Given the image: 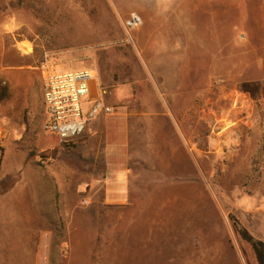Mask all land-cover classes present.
I'll use <instances>...</instances> for the list:
<instances>
[{
  "label": "rangeland",
  "instance_id": "rangeland-1",
  "mask_svg": "<svg viewBox=\"0 0 264 264\" xmlns=\"http://www.w3.org/2000/svg\"><path fill=\"white\" fill-rule=\"evenodd\" d=\"M46 68L162 121L129 203L42 129ZM238 226L264 240V0H0V264H256Z\"/></svg>",
  "mask_w": 264,
  "mask_h": 264
},
{
  "label": "crops",
  "instance_id": "crops-1",
  "mask_svg": "<svg viewBox=\"0 0 264 264\" xmlns=\"http://www.w3.org/2000/svg\"><path fill=\"white\" fill-rule=\"evenodd\" d=\"M119 107L123 110L90 120L76 145L82 151L102 154L104 170L100 176L92 177V180L101 181L102 201L110 205L129 203L133 184L139 180L140 167H150V180L155 181L154 170L160 163L157 162L154 135L157 130L164 128L162 121L157 118L150 117L152 119L148 121L140 119L146 112L129 114L124 112L123 105ZM128 115L135 117L134 121L129 122L123 118ZM177 127L183 138L181 128ZM146 136L147 141L144 140ZM95 140L98 146L93 144Z\"/></svg>",
  "mask_w": 264,
  "mask_h": 264
},
{
  "label": "built area",
  "instance_id": "built-area-1",
  "mask_svg": "<svg viewBox=\"0 0 264 264\" xmlns=\"http://www.w3.org/2000/svg\"><path fill=\"white\" fill-rule=\"evenodd\" d=\"M140 23V16L132 12L124 26L131 31ZM107 93L105 87L95 83V73L88 68L64 71L46 68L42 75L45 111L42 129L59 142L80 136L90 120L112 113L113 106L105 101Z\"/></svg>",
  "mask_w": 264,
  "mask_h": 264
},
{
  "label": "trees",
  "instance_id": "trees-1",
  "mask_svg": "<svg viewBox=\"0 0 264 264\" xmlns=\"http://www.w3.org/2000/svg\"><path fill=\"white\" fill-rule=\"evenodd\" d=\"M238 231L241 237L250 243L255 255L256 264H264V240L253 236L244 227L238 226Z\"/></svg>",
  "mask_w": 264,
  "mask_h": 264
},
{
  "label": "bare ground",
  "instance_id": "bare-ground-1",
  "mask_svg": "<svg viewBox=\"0 0 264 264\" xmlns=\"http://www.w3.org/2000/svg\"><path fill=\"white\" fill-rule=\"evenodd\" d=\"M19 44V43H18ZM19 48L24 50V51H28V44L26 42L20 43L19 44ZM234 149V148H233ZM231 150V149H230ZM234 151V150H232ZM229 153V152H228ZM234 154V153H233Z\"/></svg>",
  "mask_w": 264,
  "mask_h": 264
}]
</instances>
